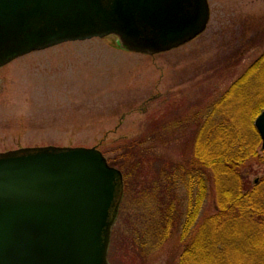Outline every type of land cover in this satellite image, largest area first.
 I'll return each mask as SVG.
<instances>
[{"label":"rangeland","instance_id":"1","mask_svg":"<svg viewBox=\"0 0 264 264\" xmlns=\"http://www.w3.org/2000/svg\"><path fill=\"white\" fill-rule=\"evenodd\" d=\"M208 3L205 32L164 53L127 52L108 36L33 52L0 68V152L96 148L121 173L124 168L132 174L133 190L127 192L123 210L121 201L112 227L108 264H178L186 242L180 240V228L154 250L132 238L133 213L126 210L142 209L147 198L141 185L151 186L132 179L139 172L136 166L148 178L165 164L177 172V165L192 158L207 113L264 55V0ZM254 98L264 106V98ZM263 109L255 110L256 117ZM262 150L260 141L256 156L240 165L251 185L264 178ZM206 187L204 198L199 185L198 197L194 189L200 209L186 239L216 212L211 178ZM176 195L185 210L186 188L177 186Z\"/></svg>","mask_w":264,"mask_h":264},{"label":"water","instance_id":"2","mask_svg":"<svg viewBox=\"0 0 264 264\" xmlns=\"http://www.w3.org/2000/svg\"><path fill=\"white\" fill-rule=\"evenodd\" d=\"M209 18L207 0H0V68L108 36L153 56L194 40ZM253 126L264 150V109ZM123 188L96 148L0 152V264H108Z\"/></svg>","mask_w":264,"mask_h":264},{"label":"trees","instance_id":"3","mask_svg":"<svg viewBox=\"0 0 264 264\" xmlns=\"http://www.w3.org/2000/svg\"><path fill=\"white\" fill-rule=\"evenodd\" d=\"M263 94L264 55L207 113L198 127L192 158L177 165V172L165 164L148 178L149 174L143 173L138 163L139 172L132 179L138 183L146 181L144 183L151 186L141 185L140 190L147 198L142 209L126 211L133 213L129 229L134 230L132 238L141 247L157 249L180 228V240L186 242L178 264H264V178L251 185L240 170L245 160L256 156L260 146L253 119L257 113L255 110L264 106L262 103L257 106L260 101L254 96L263 99ZM262 153L264 163V150ZM122 174L123 210L125 196L133 189L129 188L132 174L124 168ZM207 178L212 180L216 212L206 217L194 235L186 239L195 224L196 210L200 209L194 199V189H198L197 197L200 189L203 190L204 198ZM179 185L186 188L185 210L181 209L182 203L176 195ZM135 186L131 184V187ZM141 191L134 193L139 195ZM134 217L139 218L136 219L139 223Z\"/></svg>","mask_w":264,"mask_h":264},{"label":"flooded vegetation","instance_id":"4","mask_svg":"<svg viewBox=\"0 0 264 264\" xmlns=\"http://www.w3.org/2000/svg\"><path fill=\"white\" fill-rule=\"evenodd\" d=\"M208 1V0H207ZM208 5H209V3H208ZM210 12V11H209ZM209 23V22H208ZM207 28V27H206Z\"/></svg>","mask_w":264,"mask_h":264}]
</instances>
